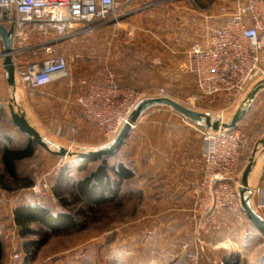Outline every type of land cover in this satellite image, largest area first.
Wrapping results in <instances>:
<instances>
[{
	"label": "rangeland",
	"instance_id": "374dc122",
	"mask_svg": "<svg viewBox=\"0 0 264 264\" xmlns=\"http://www.w3.org/2000/svg\"><path fill=\"white\" fill-rule=\"evenodd\" d=\"M191 1L203 10L213 0ZM157 6L159 5L155 3L151 7L150 17L147 16L148 13L142 14L133 23L124 21V18L118 25H103L75 38L54 42V55L68 60V74L72 67L80 78L86 74L90 81L99 79L96 84H103L106 74L110 72L121 86L131 87L144 94H155L164 89L172 100L183 105L196 91L194 79L182 66L180 73L185 75L182 81L141 80L143 76L140 73L144 71L148 72L150 79L155 78L154 73L164 66L163 60H168L162 56L163 52L167 51L170 55L175 53L155 33L149 35L143 32V28L149 27L152 31L158 28L159 15L155 11ZM221 7L226 8L223 4L217 8L218 12ZM130 26L137 29H134L132 36L133 46L125 49L124 33ZM46 51L40 52V58L45 56ZM115 52L119 53L117 55L121 59H118L117 64L127 62L130 65L134 81L123 82L124 75L119 77L113 72L112 53ZM124 53H127L126 57ZM27 59L25 56L22 61ZM18 90L43 135L73 151L82 148L76 131L78 125L72 120L74 114L68 116L65 113L62 101H47L46 97L51 92L42 91V88L32 91L26 89L25 92L18 85ZM10 93L0 58V145L21 148L28 137L13 126L7 115ZM245 96L227 93L203 97L197 99L191 109L226 119ZM263 125V122H251L246 127L237 128L244 143L241 176L259 143L257 134ZM105 141L107 140L102 133V143ZM262 150L260 148L259 153ZM116 154L107 158L109 165L117 166L120 163ZM88 163V169L78 170L76 158H62L37 145L32 158L17 164V180L4 174L0 164V242L3 247L0 264H231L236 259L240 261L239 264H264V253L254 252L248 260L239 259V250L243 251L249 243L247 240L254 234L255 240L251 242L255 246L253 248L264 252V237L256 232L241 205L220 207L212 220L206 221L203 208L199 207L196 200V189L193 199L185 203L183 208L173 204L168 208H161L151 199L147 202V195L142 194L137 186L126 184L130 181L128 180L121 184L114 201L86 209L82 203L75 202L70 194V185L95 169L100 161ZM65 168L72 169L71 177L62 173ZM61 173L64 174L62 178ZM259 196V205L252 200L251 206L263 217L264 195ZM60 198L70 203V206H62ZM23 205L46 206L54 215L68 212L76 215L81 209L82 215H77L79 228L68 233L50 234L34 224L29 227L30 233L22 236L14 219V210ZM39 241H43V244L37 247Z\"/></svg>",
	"mask_w": 264,
	"mask_h": 264
},
{
	"label": "built area",
	"instance_id": "2783aa9c",
	"mask_svg": "<svg viewBox=\"0 0 264 264\" xmlns=\"http://www.w3.org/2000/svg\"><path fill=\"white\" fill-rule=\"evenodd\" d=\"M136 1L0 0V25L10 33V54L19 85L32 91L55 79L68 78L63 57L41 61L40 52L54 42L75 38L103 25H118ZM219 12L220 25L208 27L205 38L194 42L185 53L182 67L192 75L196 91L183 104L185 107L193 108L197 99L219 94L244 96L264 79V0H235L232 11L221 7ZM25 56L28 59L23 62ZM150 97L170 98L164 89L144 94L121 86L108 72L105 82L91 85L77 98V104L83 119L99 128L109 142L128 122L136 105ZM201 138L203 170L196 200L203 208L204 220L210 221L218 208L241 205L239 182L244 143L237 129H204Z\"/></svg>",
	"mask_w": 264,
	"mask_h": 264
},
{
	"label": "crops",
	"instance_id": "0c3cea01",
	"mask_svg": "<svg viewBox=\"0 0 264 264\" xmlns=\"http://www.w3.org/2000/svg\"><path fill=\"white\" fill-rule=\"evenodd\" d=\"M155 3L159 5L155 9L157 16L159 15L157 17L159 19L158 28L153 31L149 27L143 28V32L149 35L155 33L158 39L166 42V47L175 53L170 55L167 51L163 52L162 56L167 57L168 60H163L164 66H161L156 71L157 73H154L155 78L150 79L148 72L144 71L140 73L143 76L141 80L182 81L185 75H182L180 71L181 66L186 62V51L194 42L202 41L205 38L208 27L220 25L222 17L217 8L225 4L226 8L233 9L234 0H213L206 8L201 7L204 8L203 10L191 0H176L175 2H170V0H138L132 4L131 11L124 21L133 23L134 20L141 18L142 14L147 13V16L150 17L152 14L151 7ZM146 10L148 12H145ZM134 29L137 28L130 26L124 33L126 36L125 49L133 46ZM54 47L51 45L40 60L57 57L54 55ZM117 54L119 53H112L114 59L113 72L119 77L124 75L123 82L134 81L131 76L130 65H127V62L117 64L120 56ZM124 55L126 57L127 53ZM66 62L68 65L67 59ZM261 65L264 67V51L261 53ZM69 70L68 78L55 79L42 88V91L51 92L50 95H47L46 100L53 102L60 100L63 103L62 108L65 113L68 116L74 114L72 120L78 125L76 131L82 148H96L104 145L107 141L102 143V131L83 119L77 104V98L84 94L91 85H95L99 79L90 81L86 74L80 78L75 68L70 67ZM23 91L26 92L27 90L24 89ZM22 98L24 97L22 96ZM25 107L29 112L26 105ZM7 115L9 114L7 113ZM251 122L264 123V90L256 95L235 129L242 128V126L246 127ZM36 125L39 127L38 124ZM202 130L204 128L166 108L155 107L145 112L134 125L115 156L117 161L120 160L119 162L133 173L130 181L128 183L125 181L124 184L130 183L137 186L142 194L147 195V202H150L151 199L161 208H168L170 204L183 208L185 203L193 199L195 189L202 177ZM259 130L257 142L264 139V125ZM262 151L258 154L253 153L255 162L248 180L252 190L248 195L250 206L252 200L257 201L258 206L259 195H264V152ZM258 215L264 220V216ZM255 237V234L250 236L247 240L249 243L245 245L243 251L239 250V259L247 258L248 260L250 254L254 252H258L257 254L264 253L260 249L253 248L255 246L251 242L255 240ZM222 253L228 255L223 251Z\"/></svg>",
	"mask_w": 264,
	"mask_h": 264
},
{
	"label": "water",
	"instance_id": "95a60500",
	"mask_svg": "<svg viewBox=\"0 0 264 264\" xmlns=\"http://www.w3.org/2000/svg\"><path fill=\"white\" fill-rule=\"evenodd\" d=\"M0 40L2 46L0 58L2 59V67L5 72L7 88L11 90L8 103V114L12 124L20 131V133L30 138L46 152L62 158L74 157L77 161H94L114 156L120 150L140 117L145 112L155 107L169 109L206 130L213 132L231 131L236 128L238 122L242 119L256 95L264 90V79H261L249 89L245 98L233 109L231 114L226 119L215 118L209 114L185 107L168 97L146 98L136 105L128 122L120 128L111 141L96 148H78L76 151H73L66 148L64 145L51 140L48 136L43 135L40 132L39 127L27 111L24 101L20 96V92L18 90L19 82L10 54V33L2 25H0ZM260 148L264 149V139L259 141L254 152L259 153ZM254 162L255 161L253 159L250 160L241 176L239 189L240 204L242 211L251 225L264 237V220L252 209L248 198V195L252 191L248 183V178L252 167L254 166ZM231 264H238V259Z\"/></svg>",
	"mask_w": 264,
	"mask_h": 264
},
{
	"label": "trees",
	"instance_id": "16d2710c",
	"mask_svg": "<svg viewBox=\"0 0 264 264\" xmlns=\"http://www.w3.org/2000/svg\"><path fill=\"white\" fill-rule=\"evenodd\" d=\"M37 145L30 138L21 148H11L0 145V164L4 174L10 179L17 180L16 171L17 164L21 161L30 159L36 152ZM100 163L91 170L87 175L73 181L70 185V194L76 203H82L86 209L99 207L106 203H110L117 198L119 188L125 181L133 177L130 169L122 163L117 166L109 165L107 159H100ZM90 161H77L78 170H86L89 168ZM62 173L71 177L72 169L65 168ZM61 173V178L64 174ZM30 183L27 184L29 186ZM60 204L69 207L65 199L60 198ZM80 212V213H79ZM81 209L74 215L73 213H57L54 215L50 209L42 205H23L14 210V219L21 231L22 236L30 233L31 225H38L41 229L46 230L50 234L68 233L79 228L77 215L81 216ZM45 234V233H44ZM46 235V234H45ZM43 244V241L37 243V247ZM3 256V247L0 242V262Z\"/></svg>",
	"mask_w": 264,
	"mask_h": 264
},
{
	"label": "bare ground",
	"instance_id": "6f19581e",
	"mask_svg": "<svg viewBox=\"0 0 264 264\" xmlns=\"http://www.w3.org/2000/svg\"><path fill=\"white\" fill-rule=\"evenodd\" d=\"M252 159L254 160V155L252 156V158H251L250 160H252ZM249 177H250V176H249ZM248 180H249V178H248ZM239 185H240V182H239Z\"/></svg>",
	"mask_w": 264,
	"mask_h": 264
}]
</instances>
